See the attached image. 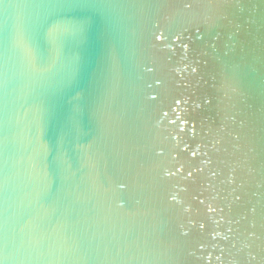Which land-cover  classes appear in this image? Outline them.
Instances as JSON below:
<instances>
[{
  "label": "water",
  "instance_id": "water-1",
  "mask_svg": "<svg viewBox=\"0 0 264 264\" xmlns=\"http://www.w3.org/2000/svg\"><path fill=\"white\" fill-rule=\"evenodd\" d=\"M0 264H264V0H0Z\"/></svg>",
  "mask_w": 264,
  "mask_h": 264
}]
</instances>
